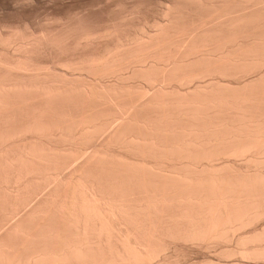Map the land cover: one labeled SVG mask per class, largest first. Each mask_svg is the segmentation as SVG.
<instances>
[{
  "label": "bare ground",
  "instance_id": "6f19581e",
  "mask_svg": "<svg viewBox=\"0 0 264 264\" xmlns=\"http://www.w3.org/2000/svg\"><path fill=\"white\" fill-rule=\"evenodd\" d=\"M153 1L0 29V264H264V0Z\"/></svg>",
  "mask_w": 264,
  "mask_h": 264
},
{
  "label": "rangeland",
  "instance_id": "374dc122",
  "mask_svg": "<svg viewBox=\"0 0 264 264\" xmlns=\"http://www.w3.org/2000/svg\"><path fill=\"white\" fill-rule=\"evenodd\" d=\"M141 1L142 0H0V29L6 34L11 28L13 30L15 27H23L28 24V27L30 26L32 30H40L46 24L50 23L51 20L53 21L59 17L65 18L66 16L75 17L76 14V17L78 15L79 17L90 16V18L97 17L98 20H104L102 18L107 19L109 17L108 15L119 9L121 4H126L127 6H124L131 9L138 7L139 3H146L147 0ZM161 1L165 2L167 0H154L153 4H149L146 12L149 18H157L158 15L155 11L158 10L157 5ZM156 2H158L157 5L155 4ZM134 4L136 7H134ZM156 7L157 9H155ZM119 10H117V14ZM116 13H112L110 16ZM52 23L53 22H51V24ZM214 256L215 254H210L211 258H214ZM215 258L217 257L215 256Z\"/></svg>",
  "mask_w": 264,
  "mask_h": 264
}]
</instances>
